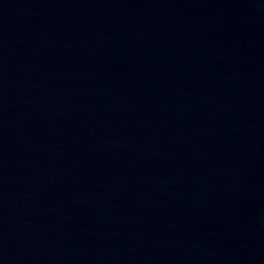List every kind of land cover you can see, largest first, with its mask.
<instances>
[{
  "label": "water",
  "instance_id": "95a60500",
  "mask_svg": "<svg viewBox=\"0 0 264 264\" xmlns=\"http://www.w3.org/2000/svg\"><path fill=\"white\" fill-rule=\"evenodd\" d=\"M0 264H264V0H0Z\"/></svg>",
  "mask_w": 264,
  "mask_h": 264
}]
</instances>
